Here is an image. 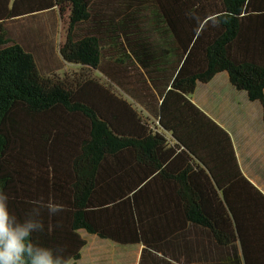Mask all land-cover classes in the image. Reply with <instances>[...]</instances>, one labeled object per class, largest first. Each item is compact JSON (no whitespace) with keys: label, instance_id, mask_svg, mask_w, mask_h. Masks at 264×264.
I'll return each instance as SVG.
<instances>
[{"label":"trees","instance_id":"trees-1","mask_svg":"<svg viewBox=\"0 0 264 264\" xmlns=\"http://www.w3.org/2000/svg\"><path fill=\"white\" fill-rule=\"evenodd\" d=\"M52 11L79 68L61 78L45 28L13 25ZM221 72L264 103V0H0V190L17 218L63 207L31 239L68 264L82 230L142 245L139 264H264V192L192 100Z\"/></svg>","mask_w":264,"mask_h":264},{"label":"rangeland","instance_id":"rangeland-1","mask_svg":"<svg viewBox=\"0 0 264 264\" xmlns=\"http://www.w3.org/2000/svg\"><path fill=\"white\" fill-rule=\"evenodd\" d=\"M16 21L18 23L13 24L16 31L26 24L32 25L34 32H38L37 28L40 29L41 26L45 28L49 37L34 43L35 47L39 48L38 60L41 61L45 73L61 78L66 73L70 75L79 71V68L74 65L68 66V63H65L60 56L59 42L63 37V29H61L62 21L57 11L40 13ZM222 73L213 86L211 85L210 89L214 94L211 92L210 100H215L217 103L210 106L221 115L215 116L230 129L245 175L256 181V184L264 190V107L253 105L242 95L236 94L233 89L226 88L228 84L222 79L225 76ZM95 77L101 78L99 74ZM242 93L245 94V92ZM203 94L200 88L194 96L195 101L202 104L201 95ZM205 98L208 100L207 95ZM224 115L230 117V122L228 118H223L224 120L221 118ZM81 234L87 244L77 264H137L140 259L142 245L118 244L89 234L85 230H82Z\"/></svg>","mask_w":264,"mask_h":264},{"label":"clouds","instance_id":"clouds-1","mask_svg":"<svg viewBox=\"0 0 264 264\" xmlns=\"http://www.w3.org/2000/svg\"><path fill=\"white\" fill-rule=\"evenodd\" d=\"M49 215L63 211L53 201H38L23 218H17L9 208V195L0 190V264H68L67 258L55 249L34 242L32 234L44 230L40 210Z\"/></svg>","mask_w":264,"mask_h":264},{"label":"crops","instance_id":"crops-1","mask_svg":"<svg viewBox=\"0 0 264 264\" xmlns=\"http://www.w3.org/2000/svg\"><path fill=\"white\" fill-rule=\"evenodd\" d=\"M222 73V72H221ZM221 73H218L210 82H208V83H199L198 84V87H197V89H196V92H195V94L197 93V91L201 88V90H202V92H204V94L203 95H201L202 97V104H200V103H198V102H196L195 101V99H194V96H195V94L192 96V100L194 101V103H196L203 111H205L211 118H213L215 121H217L222 127H224L230 134H231V131H230V129L227 127V125H225L218 117H216L215 115H219L210 105L211 104H216L217 102L215 101V100H210V95H211V92L214 94V92L210 89V88H212V86H213V84H214V82L215 81H217V79H219V77H220V74ZM222 74H224L225 76H223V78L222 79H224V82L226 83V84H228V86H226V88H231V89H233L234 91H235V93L236 94H238V95H242L243 96V98H245L249 103H251V104H253V105H256V106H259V107H261V108H263L264 107V103H262V102H259V101H251L249 98H248V95H247V93L245 92V91H242V90H238L232 83H231V81H230V77H229V75H228V73L227 72H223ZM217 84V86H219L218 85V83H216ZM212 85V86H211ZM204 90H206V91H204ZM242 92H245V94H243ZM207 95V98H208V100L205 98V96ZM221 115H219V117H220ZM222 119L223 118H225V119H229V122H230V117L228 116V117H225V115L223 116V117H221ZM224 120V119H223ZM232 135V134H231ZM233 137V136H232ZM232 139H234V138H232ZM233 142H234V146H235V150H236V145H235V141L233 140ZM236 154H237V150H236ZM237 157H238V161H239V156H238V154H237ZM239 164H240V166H241V163H240V161H239ZM242 168V167H241ZM243 171V170H242ZM244 172V171H243ZM245 174V173H244ZM249 178V177H248ZM252 182H254V184H256V181H254L252 178H249ZM257 185V184H256ZM258 186V185H257ZM263 192H264V190L260 187V186H258ZM139 262H140V259H139V261H138V263L137 264H139ZM172 262V264H183V260H180L179 261V263L178 262H176V261H171Z\"/></svg>","mask_w":264,"mask_h":264}]
</instances>
